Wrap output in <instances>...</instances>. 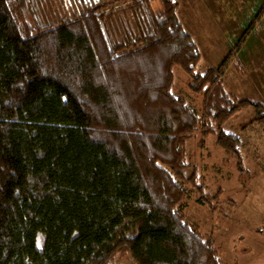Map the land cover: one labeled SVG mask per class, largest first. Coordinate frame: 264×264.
Returning <instances> with one entry per match:
<instances>
[{
    "label": "trees",
    "instance_id": "trees-1",
    "mask_svg": "<svg viewBox=\"0 0 264 264\" xmlns=\"http://www.w3.org/2000/svg\"><path fill=\"white\" fill-rule=\"evenodd\" d=\"M29 1L0 0V264H224L188 218L192 194L206 202L185 147L215 136L247 190L241 138L223 126L250 107L263 123L264 104L229 91L230 58L195 75L177 0H111L42 31ZM176 69L200 111L176 94Z\"/></svg>",
    "mask_w": 264,
    "mask_h": 264
},
{
    "label": "rangeland",
    "instance_id": "rangeland-1",
    "mask_svg": "<svg viewBox=\"0 0 264 264\" xmlns=\"http://www.w3.org/2000/svg\"><path fill=\"white\" fill-rule=\"evenodd\" d=\"M110 1L30 0L27 22L34 31H42ZM177 1L180 19L202 53L195 75L216 69L230 58L225 77L229 91L239 99L264 104V10L252 21L257 35L253 47L243 56L235 47L239 41L242 47L249 43L244 24L252 19L257 1ZM150 9L155 14L162 11L158 1L153 2ZM151 11L147 19L152 17ZM175 80L176 94L200 111L201 100L187 90V75L176 69ZM256 118V110L250 107L238 112L223 126L225 132L241 138L243 164L250 172L247 190L239 180L237 160L217 146L215 136H210L201 147L198 135L185 147L205 186L202 200L206 202L204 207L200 206L198 197L192 194L187 215L203 233L214 237L224 264H264V120L252 124Z\"/></svg>",
    "mask_w": 264,
    "mask_h": 264
},
{
    "label": "flooded vegetation",
    "instance_id": "flooded-vegetation-1",
    "mask_svg": "<svg viewBox=\"0 0 264 264\" xmlns=\"http://www.w3.org/2000/svg\"><path fill=\"white\" fill-rule=\"evenodd\" d=\"M92 1V3L94 2V3H97L98 2V0H85V3H90Z\"/></svg>",
    "mask_w": 264,
    "mask_h": 264
}]
</instances>
